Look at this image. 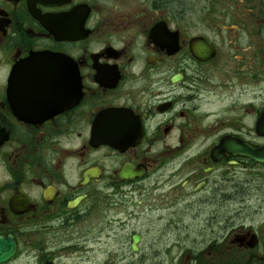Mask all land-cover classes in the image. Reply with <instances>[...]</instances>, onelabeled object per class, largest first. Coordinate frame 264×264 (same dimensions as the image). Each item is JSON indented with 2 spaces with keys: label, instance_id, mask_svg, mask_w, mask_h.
Wrapping results in <instances>:
<instances>
[{
  "label": "flooded vegetation",
  "instance_id": "flooded-vegetation-1",
  "mask_svg": "<svg viewBox=\"0 0 264 264\" xmlns=\"http://www.w3.org/2000/svg\"><path fill=\"white\" fill-rule=\"evenodd\" d=\"M262 114L264 0H0L9 264H264Z\"/></svg>",
  "mask_w": 264,
  "mask_h": 264
},
{
  "label": "rangeland",
  "instance_id": "rangeland-1",
  "mask_svg": "<svg viewBox=\"0 0 264 264\" xmlns=\"http://www.w3.org/2000/svg\"><path fill=\"white\" fill-rule=\"evenodd\" d=\"M258 173V172H257ZM256 180H260L262 183L264 182V176H262V173L261 175L259 174H256ZM178 207L182 208V206L180 204H177ZM252 207H254L253 205H251ZM155 207V202L152 200H145L144 201V211H149L151 209H154ZM195 209V208H194ZM194 209H191V214L193 216H195V212H194ZM146 214V213H145ZM154 214V213H153ZM152 216V215H150ZM153 217H143L142 220L145 224V227L144 229H151V230H156L158 228H160L161 224H159L158 226L155 227V224L154 222L152 221ZM99 224H103L102 221H98ZM130 223H128L129 225ZM150 224V225H148ZM186 225H188V229L186 230L187 233H189L188 235H190V239H193L196 235H199V233L202 231V227H203V222H202V218H199V217H195V218H191L190 221H188L186 223ZM102 225L100 226H97L96 224V227L99 228L101 227ZM156 234H148V235H144V253L147 254V253H150L152 250H156L159 246V242L160 241H166L168 239H171L172 237H168L167 239H165V237H161L159 238L158 236H156ZM175 236H178V235H175ZM174 236V237H175ZM179 236H182L180 237L181 240H182V243H183V240H185L184 236H185V233H181V235ZM177 239V238H175ZM26 254L22 253L19 258L16 260V262L14 264H28L27 263V260H28V257L26 258ZM148 256V255H146ZM27 259V260H26ZM30 261V260H28Z\"/></svg>",
  "mask_w": 264,
  "mask_h": 264
},
{
  "label": "water",
  "instance_id": "water-1",
  "mask_svg": "<svg viewBox=\"0 0 264 264\" xmlns=\"http://www.w3.org/2000/svg\"><path fill=\"white\" fill-rule=\"evenodd\" d=\"M55 60H56L55 57L44 55V56H36L35 58H33L32 61L49 64ZM256 131L258 134L264 136V114H262L261 118L257 122ZM232 148H234L233 151L234 153L252 158L257 162L264 163V148H259V149L249 148L242 142H234ZM136 240H137L136 237H134L133 241L135 242ZM133 250H135L134 244H133ZM14 254H15L14 239L11 237H8L6 239L0 237V264H7L8 262H10Z\"/></svg>",
  "mask_w": 264,
  "mask_h": 264
}]
</instances>
